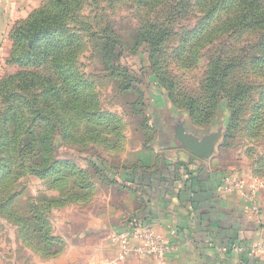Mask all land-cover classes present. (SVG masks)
Masks as SVG:
<instances>
[{
    "label": "rangeland",
    "instance_id": "1",
    "mask_svg": "<svg viewBox=\"0 0 264 264\" xmlns=\"http://www.w3.org/2000/svg\"><path fill=\"white\" fill-rule=\"evenodd\" d=\"M178 1L149 10L131 0H85L69 16L66 27L82 39L79 53L59 81V102L50 93L39 97L44 110L27 123L49 132V149L40 157L37 144L29 155L36 169L0 188V264H89L90 222L113 223L127 209L124 196L138 184L126 179L138 154L169 128L219 134L214 155L223 168L245 180L264 177V69L254 65L260 38L216 29L215 17L200 35L205 15L195 0ZM48 3L39 0L27 16ZM161 23L159 42L153 25ZM106 39L109 59L101 51ZM0 47L1 83L23 69L12 62L10 40ZM30 69L55 80L47 68ZM112 235H102L103 244H114Z\"/></svg>",
    "mask_w": 264,
    "mask_h": 264
},
{
    "label": "crops",
    "instance_id": "2",
    "mask_svg": "<svg viewBox=\"0 0 264 264\" xmlns=\"http://www.w3.org/2000/svg\"><path fill=\"white\" fill-rule=\"evenodd\" d=\"M38 4L39 0H0V46L6 43L7 47L10 26ZM167 131V137L138 154V168L126 179L138 184L132 187L135 193L124 196L127 209L117 212L113 223L103 219L90 222L86 232L94 236L89 264L115 258L117 245L108 240L103 244L100 237H108L132 217L170 246L163 264H264V257L247 253L248 244L264 240V177L249 202L227 187L230 179L252 180L231 175L217 155L203 159L187 152L173 138L172 128ZM232 244L244 250L229 249ZM117 264L156 263L153 258L127 257Z\"/></svg>",
    "mask_w": 264,
    "mask_h": 264
},
{
    "label": "trees",
    "instance_id": "3",
    "mask_svg": "<svg viewBox=\"0 0 264 264\" xmlns=\"http://www.w3.org/2000/svg\"><path fill=\"white\" fill-rule=\"evenodd\" d=\"M83 1L85 0H49V6L41 5V8L31 12L24 20L16 22L9 31L8 40L12 44V62L15 60L14 63L23 71L6 77L0 83V164L1 160L3 162L0 171V188L5 189L7 184L16 180L18 172L25 173L36 169L29 155L37 144L39 149L37 154L40 157L46 149H49V145H45L50 138L49 132L28 127L27 123L30 120L29 115L33 113L38 116L44 110L43 106L37 103L39 97L55 95V101L59 102L62 93L57 90L61 86L59 81L62 76L66 75L82 44V39L68 30L66 22ZM131 1L138 7L149 10L159 5L162 7L164 3V0ZM195 5L197 10L205 15L200 35L206 32L205 29L213 22H215L216 29L255 33L260 39L257 43L259 55L254 65L256 68L261 66L262 69L259 71L262 72L264 69V5L257 0H195ZM212 18L214 19L210 24ZM153 27V30H159L155 34L157 41H162L165 31L163 24H154ZM153 33L155 32H151V35ZM146 35L148 37L149 32ZM104 36L105 34L102 37ZM104 41L101 51L105 53L103 57L107 56L109 59L111 42L109 39ZM199 41L196 39L195 43ZM188 45L190 46L189 43ZM17 49H20V54L14 57ZM108 63L109 60L106 61L107 65ZM30 68H47L55 80H45L42 74L38 72L36 74ZM213 69L209 73L210 78L218 70L217 67ZM223 69H225L224 66H222V71ZM227 70L222 72L223 77L227 75ZM261 75L264 77V70ZM51 84H55L54 90L50 88ZM240 88L239 86L236 90ZM32 91L39 92V94H34L29 101L27 94ZM74 91L77 92L76 88ZM70 93H73L72 89ZM29 103L35 104L37 111L34 112ZM71 107H75V104ZM39 120L45 121L41 117ZM33 140L34 145H32Z\"/></svg>",
    "mask_w": 264,
    "mask_h": 264
},
{
    "label": "built area",
    "instance_id": "4",
    "mask_svg": "<svg viewBox=\"0 0 264 264\" xmlns=\"http://www.w3.org/2000/svg\"><path fill=\"white\" fill-rule=\"evenodd\" d=\"M261 180L246 182L242 179H230L227 191H237L249 202H252V191L261 187ZM246 188L250 189L247 193ZM113 243L117 245L118 253L114 259L103 264H117L127 257L153 258L156 264H163L166 255L170 252V246L164 243L160 236L148 228L139 218L127 219L122 227L116 230L113 235ZM229 249L242 252L244 249L238 244H232ZM247 253L250 256L264 257V240L250 243L247 246Z\"/></svg>",
    "mask_w": 264,
    "mask_h": 264
},
{
    "label": "water",
    "instance_id": "5",
    "mask_svg": "<svg viewBox=\"0 0 264 264\" xmlns=\"http://www.w3.org/2000/svg\"><path fill=\"white\" fill-rule=\"evenodd\" d=\"M173 138L178 141L179 146L187 152L203 159H208L215 154L219 134H210L208 137H197L187 134L185 128L177 126L172 128Z\"/></svg>",
    "mask_w": 264,
    "mask_h": 264
}]
</instances>
